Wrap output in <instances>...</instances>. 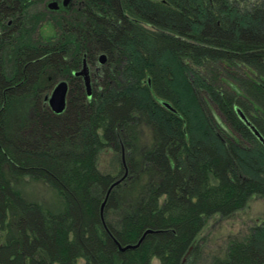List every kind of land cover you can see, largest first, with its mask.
I'll return each mask as SVG.
<instances>
[{"label": "trees", "instance_id": "obj_1", "mask_svg": "<svg viewBox=\"0 0 264 264\" xmlns=\"http://www.w3.org/2000/svg\"><path fill=\"white\" fill-rule=\"evenodd\" d=\"M47 1L0 0V22L17 16L0 35V264H198L206 220L264 198V146L235 110L264 138V0L28 9ZM44 23L54 33L33 38ZM84 59L90 95L74 74ZM61 79L66 105L54 113L45 98ZM122 144L127 175L106 197L123 175L101 172L97 157ZM23 177L48 185L60 208L22 196L12 181ZM206 264H264V219Z\"/></svg>", "mask_w": 264, "mask_h": 264}, {"label": "rangeland", "instance_id": "obj_2", "mask_svg": "<svg viewBox=\"0 0 264 264\" xmlns=\"http://www.w3.org/2000/svg\"><path fill=\"white\" fill-rule=\"evenodd\" d=\"M45 4V2L36 3L31 8V11H43L45 13L44 17L48 18L52 12L46 9ZM53 33V28L44 23L32 35L33 38L38 35L48 37ZM55 84L49 90V94ZM137 134L139 147H147L151 144V131L147 126L140 125ZM129 153L130 151L123 144L120 149H115L112 146L105 147L98 154L97 167L101 172L108 173L114 177L120 174L127 175ZM12 183L25 198L37 201L53 211H57L60 208L57 194L45 183L31 180L27 177L13 180ZM263 219L264 198L260 196H252L242 208L229 216L222 217L215 214L209 217L196 239V244L199 245L201 254L198 264H206L213 256H223L230 241L242 239L253 225ZM151 264H159V262L153 258Z\"/></svg>", "mask_w": 264, "mask_h": 264}, {"label": "water", "instance_id": "obj_3", "mask_svg": "<svg viewBox=\"0 0 264 264\" xmlns=\"http://www.w3.org/2000/svg\"><path fill=\"white\" fill-rule=\"evenodd\" d=\"M66 2H67V0H63L62 1L63 5H65ZM47 6H48L49 9H56L58 7V4H57L56 1H51V2L48 3ZM104 59H105V56L101 55L99 57L100 63H103ZM76 74L77 75H83L86 92H87L88 95H90V90H91L90 89V78H89V75H88L87 65L84 63V66H83L82 70L76 72ZM67 90L68 89H67L66 81L65 80H59L55 84L54 88L51 90L50 94L46 96L45 99L47 100L50 109L54 113H61L65 109ZM164 105L167 108L172 109L168 103H164ZM235 110H236L237 115L241 119V121L251 130V132L254 134V136L264 146V138L258 132V130L254 127V125L248 120V118L243 114V112L238 107H236ZM125 175L126 174H124L121 178L117 179L115 182H113L111 184L110 188L107 191L106 197H107L109 191L111 190V188L113 186H115L116 184H118L125 177ZM106 197H105V199H104V201L102 203L101 212H102V208H103V205L105 203ZM151 232H152V230H150V229L145 230V232L142 234L140 239L135 244H127V245L122 246L119 243H116L117 247H118V250L119 251H125L127 249L137 248L140 245V243L142 242L144 236L147 233H151Z\"/></svg>", "mask_w": 264, "mask_h": 264}, {"label": "flooded vegetation", "instance_id": "obj_4", "mask_svg": "<svg viewBox=\"0 0 264 264\" xmlns=\"http://www.w3.org/2000/svg\"><path fill=\"white\" fill-rule=\"evenodd\" d=\"M10 1V0H9ZM51 1H56L57 2V4H58V7L56 8V9H49L48 8V3L49 2H51ZM62 1L63 0H49L48 2H46V9L48 10V11H50V12H52V13H54V12H56V11H58L59 10V8H60V6H63V7H66L68 4H69V2L70 3H72L73 2V0H67V2L65 3V5H63V3H62ZM12 4H13V9H15V8H18V5L20 4L19 3V0H12ZM35 4L36 3H33L32 5H30L29 6V10L31 11V8L33 7V6H35ZM8 6V5H7ZM6 7V6H5ZM7 9L8 10H10V8H8V7H6L4 10H6L7 11ZM8 14V15H7ZM5 15H7V17H6V19L5 20H2L1 22H0V35H6L5 34V32H11V31H13V30H16V28H17V26H16V21H17V16H15L14 14H13V12H9L8 11V13H6ZM1 23H4L5 24V27L8 29L7 31H5V29H4V27H2V25H1ZM106 57H105V59H104V61H103V63H100V60H99V57H98V59L95 61V63H96V70L97 69H100V67L102 66V65H104L105 63H106ZM84 63H85V59L82 61V66H81V68L79 69V70H77L76 72H78V71H80V70H82V68H83V66H84ZM86 64V63H85ZM88 68V67H87ZM76 72H74V74L75 75H77L76 74ZM88 75H89V78H90V89H91V85H92V78L90 77V73H89V69H88ZM77 76H79L80 77V81H81V83H82V85L85 87V84H84V77H83V75H77ZM61 80H65V79H61ZM66 81V80H65ZM66 83H67V89H69V84H68V82L66 81ZM68 91V90H67ZM48 103V102H47ZM122 148V147H121Z\"/></svg>", "mask_w": 264, "mask_h": 264}]
</instances>
